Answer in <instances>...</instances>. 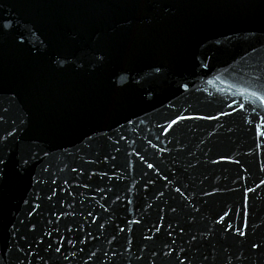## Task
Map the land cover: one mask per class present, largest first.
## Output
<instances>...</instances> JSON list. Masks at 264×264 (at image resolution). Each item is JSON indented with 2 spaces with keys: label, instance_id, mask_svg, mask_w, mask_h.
<instances>
[{
  "label": "water",
  "instance_id": "1",
  "mask_svg": "<svg viewBox=\"0 0 264 264\" xmlns=\"http://www.w3.org/2000/svg\"><path fill=\"white\" fill-rule=\"evenodd\" d=\"M0 264H264V0H0Z\"/></svg>",
  "mask_w": 264,
  "mask_h": 264
}]
</instances>
